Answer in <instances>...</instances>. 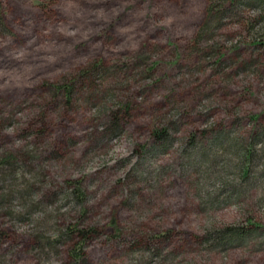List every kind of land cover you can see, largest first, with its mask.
I'll return each instance as SVG.
<instances>
[{"label": "rangeland", "instance_id": "rangeland-1", "mask_svg": "<svg viewBox=\"0 0 264 264\" xmlns=\"http://www.w3.org/2000/svg\"><path fill=\"white\" fill-rule=\"evenodd\" d=\"M2 2L0 159L20 156L48 208L26 221L8 215L20 201L0 209V264H69L68 247L52 259L36 250L44 214L96 229L90 264H264V237L229 249L204 242L214 229L264 227V144L240 183L242 148L253 133L264 138V9L208 27L209 0ZM72 82L71 100L55 90ZM116 110L123 131L112 138L103 132ZM162 127L173 147L140 162ZM222 130L239 148L209 168L185 156L190 139ZM68 181L82 182L85 213L65 196ZM219 188L229 205H205Z\"/></svg>", "mask_w": 264, "mask_h": 264}, {"label": "trees", "instance_id": "trees-1", "mask_svg": "<svg viewBox=\"0 0 264 264\" xmlns=\"http://www.w3.org/2000/svg\"><path fill=\"white\" fill-rule=\"evenodd\" d=\"M210 6L207 12V19L204 25L212 26L216 21H222L225 16L236 13L241 7H249L254 5L261 6L264 9V0H209ZM0 29H6V19L3 8V2L0 0ZM103 69L102 64H97L92 69H88L82 78L89 75L97 74ZM75 83H68L66 86L56 87L55 90L59 93H65L71 100ZM123 113L120 110L112 111L108 116V124L104 128L105 134L110 133L112 138L119 136L122 131ZM110 124V125H109ZM217 132V131H216ZM262 135L252 134L249 142H246L245 148L241 157V179L243 186L252 179L256 174L255 162L259 161L258 152L259 145L264 144ZM241 139L233 137L225 131H220L205 136L200 142L196 141V137L190 139L188 148L185 149V156L195 161V163L210 167L213 161L217 160L218 153H221L225 147H238L241 145ZM175 141L171 135V129L168 127L157 128L152 132L151 143L143 146L142 157L140 162L146 161L148 157H155L166 155L173 147ZM242 151V150H241ZM140 164V163H139ZM137 165L134 171H137ZM29 170L27 165L21 162L18 154H10L6 158L0 159V183H2L1 190L3 191L0 197V209L7 205H12L14 201L22 202V206L17 212L10 211L8 215L16 217L19 221H26L28 218L32 219L36 213H46L47 204L44 196L37 193V190L32 188L30 181L27 179ZM9 182V185L8 183ZM7 183L8 186H5ZM239 183H237L238 185ZM240 187V186H239ZM222 188L215 189L208 192V198L204 200L205 205H209L213 209H220L229 205L228 201L233 196L228 198L221 196ZM240 191V190H239ZM65 196L67 199L75 201L76 205L86 212V193L83 190L81 181H68L65 186ZM234 194L238 193V189L234 190ZM239 196V195H238ZM12 210L13 207H9ZM38 218L39 223L37 232L34 234V246L40 255L46 259H52L55 256L62 255L63 249L68 247L67 257L69 264H90L87 253V243L94 237L96 229L81 226L80 223H70L54 216L49 217L46 214ZM28 217V218H27ZM54 220V221H53ZM52 222V224H51ZM54 223V224H53ZM83 225V224H82ZM113 232L118 233L116 222H111ZM52 227H57V230H50ZM2 233L0 232V236ZM167 233L159 235V237L166 236ZM254 237H264V227L258 224H251L248 227H226L224 229H214L209 231L204 237V242L207 244H216L223 246L226 249L234 247L241 241H247ZM215 242V243H214ZM242 243V242H241ZM71 246H68L70 245Z\"/></svg>", "mask_w": 264, "mask_h": 264}]
</instances>
